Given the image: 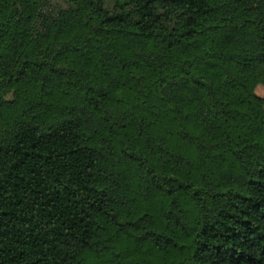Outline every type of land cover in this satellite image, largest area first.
Wrapping results in <instances>:
<instances>
[{
	"label": "trees",
	"instance_id": "1",
	"mask_svg": "<svg viewBox=\"0 0 264 264\" xmlns=\"http://www.w3.org/2000/svg\"><path fill=\"white\" fill-rule=\"evenodd\" d=\"M255 77L264 0H0V264H264Z\"/></svg>",
	"mask_w": 264,
	"mask_h": 264
},
{
	"label": "rangeland",
	"instance_id": "2",
	"mask_svg": "<svg viewBox=\"0 0 264 264\" xmlns=\"http://www.w3.org/2000/svg\"><path fill=\"white\" fill-rule=\"evenodd\" d=\"M236 74H237L238 78H242V80L245 79L238 72ZM253 82H254L253 87L255 88V91L257 92V94H259L260 96H262L264 98V84H262L260 82L259 77H255ZM249 84H252V81H250Z\"/></svg>",
	"mask_w": 264,
	"mask_h": 264
},
{
	"label": "crops",
	"instance_id": "3",
	"mask_svg": "<svg viewBox=\"0 0 264 264\" xmlns=\"http://www.w3.org/2000/svg\"><path fill=\"white\" fill-rule=\"evenodd\" d=\"M257 93V92H256Z\"/></svg>",
	"mask_w": 264,
	"mask_h": 264
}]
</instances>
